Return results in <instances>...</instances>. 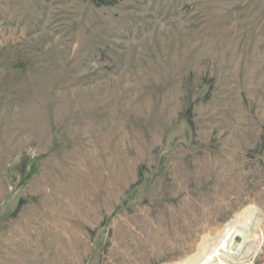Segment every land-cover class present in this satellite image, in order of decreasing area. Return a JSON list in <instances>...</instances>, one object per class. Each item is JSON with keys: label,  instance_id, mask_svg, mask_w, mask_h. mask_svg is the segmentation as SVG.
<instances>
[{"label": "rangeland", "instance_id": "rangeland-1", "mask_svg": "<svg viewBox=\"0 0 264 264\" xmlns=\"http://www.w3.org/2000/svg\"><path fill=\"white\" fill-rule=\"evenodd\" d=\"M0 264H264V0H0Z\"/></svg>", "mask_w": 264, "mask_h": 264}]
</instances>
